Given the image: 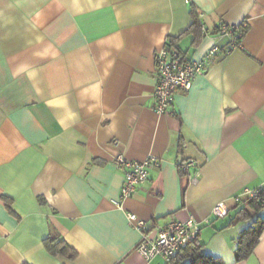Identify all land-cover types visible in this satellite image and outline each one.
<instances>
[{
	"label": "crops",
	"instance_id": "obj_1",
	"mask_svg": "<svg viewBox=\"0 0 264 264\" xmlns=\"http://www.w3.org/2000/svg\"><path fill=\"white\" fill-rule=\"evenodd\" d=\"M191 10L197 45L186 33ZM243 21L241 47L225 53L230 38L218 28ZM178 37L188 59H206L205 71L160 115L154 54ZM211 47L219 52L206 58ZM118 154L159 162L125 199ZM180 158L196 162V181L193 169L179 171ZM258 187L264 0H0V264H164L136 251L141 233L129 213L148 227L193 215L204 256L264 264V228L252 254L236 261V239L251 221L229 225L239 210L233 198ZM217 203L226 217L212 216ZM56 234L74 260L46 251L43 240Z\"/></svg>",
	"mask_w": 264,
	"mask_h": 264
},
{
	"label": "built area",
	"instance_id": "obj_2",
	"mask_svg": "<svg viewBox=\"0 0 264 264\" xmlns=\"http://www.w3.org/2000/svg\"><path fill=\"white\" fill-rule=\"evenodd\" d=\"M245 21L237 25H221L218 35L229 37V43L225 53L241 47V41L246 31ZM219 52L217 47H211L206 52V58ZM154 75L156 87L153 92V109L157 114H170V107L176 93H185L190 90L194 78L205 71L206 59H188L177 47L165 43L154 54ZM112 145H117L114 140ZM114 165L123 171V183L120 189L122 199L132 196L139 185L147 178L148 169L158 167L159 162L148 157L143 161H130L118 154L114 158ZM178 166L182 171L194 170L191 181L197 179L198 171L194 160H178ZM263 187L244 188L236 195L234 202L240 203L244 199L258 198ZM116 205H118L116 203ZM229 208L224 203H217L212 209L214 218H224L228 215ZM127 220L141 233V239L136 251L145 260L149 261L155 256L162 257L164 264H172L173 257L193 241L199 231L200 223L193 215L184 221L172 220L165 225L147 226V223L135 214H127ZM206 224L209 220L204 221Z\"/></svg>",
	"mask_w": 264,
	"mask_h": 264
},
{
	"label": "trees",
	"instance_id": "obj_3",
	"mask_svg": "<svg viewBox=\"0 0 264 264\" xmlns=\"http://www.w3.org/2000/svg\"><path fill=\"white\" fill-rule=\"evenodd\" d=\"M190 16L192 23L186 33L194 35L192 38V45H197L202 38L198 15L191 10ZM178 39L179 37L177 39H171L168 41V44L175 46ZM179 171L182 172L180 168ZM237 205L239 206V210L236 212L229 225H235L241 221H251L250 226L240 233L235 242V259L236 261H243L252 254L264 228V217L258 216L260 209L264 206V192L262 191L258 198L244 199L240 203H237ZM43 245L46 251L52 256H61L68 260H74L77 256L76 251L57 234L48 235L43 240ZM202 248L203 245L200 243L197 235L186 248L179 251L173 257L172 264H218L211 258L204 256L202 254Z\"/></svg>",
	"mask_w": 264,
	"mask_h": 264
}]
</instances>
